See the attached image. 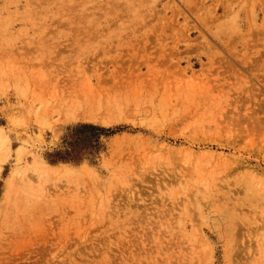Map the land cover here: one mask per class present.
I'll use <instances>...</instances> for the list:
<instances>
[{"label":"rangeland","instance_id":"rangeland-1","mask_svg":"<svg viewBox=\"0 0 264 264\" xmlns=\"http://www.w3.org/2000/svg\"><path fill=\"white\" fill-rule=\"evenodd\" d=\"M263 66L264 0H0V264H264Z\"/></svg>","mask_w":264,"mask_h":264},{"label":"trees","instance_id":"trees-1","mask_svg":"<svg viewBox=\"0 0 264 264\" xmlns=\"http://www.w3.org/2000/svg\"><path fill=\"white\" fill-rule=\"evenodd\" d=\"M120 128L105 127L90 122H81L71 127L63 138L62 147L49 154L53 164H80L85 159L93 160L104 148L103 138L111 137Z\"/></svg>","mask_w":264,"mask_h":264},{"label":"bare ground","instance_id":"bare-ground-1","mask_svg":"<svg viewBox=\"0 0 264 264\" xmlns=\"http://www.w3.org/2000/svg\"><path fill=\"white\" fill-rule=\"evenodd\" d=\"M264 67V66H263ZM3 153V152H2Z\"/></svg>","mask_w":264,"mask_h":264}]
</instances>
